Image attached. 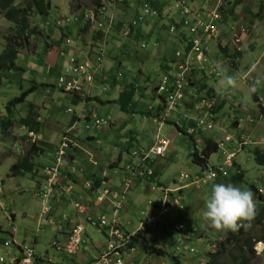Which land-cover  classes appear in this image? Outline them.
I'll return each instance as SVG.
<instances>
[{"label":"rangeland","instance_id":"374dc122","mask_svg":"<svg viewBox=\"0 0 264 264\" xmlns=\"http://www.w3.org/2000/svg\"><path fill=\"white\" fill-rule=\"evenodd\" d=\"M26 1L16 0L12 6L22 8L26 5ZM50 1L52 13L47 18L39 15L33 8L28 13L30 27H35L37 33L29 36L26 45L19 49L20 55L17 63L21 68L16 71H5L1 74L0 112H3L8 101L20 96L24 91L26 92L23 93V103H19L13 110L12 126L6 132H3L0 125V225L4 230L0 232V256L5 257V261H8L9 258L7 252L13 253L18 258L23 256L22 251L16 244L8 247L3 246L2 243L5 239L13 238L16 243L33 248L35 257L44 256L43 259L38 258L33 264H65L75 260V255L68 254L63 250L66 241L59 231L56 230V222L53 225L48 224L47 221L42 223L36 232V236L34 235L37 228V217L40 216L46 219L48 214H41L40 197L33 195H37L34 190V176L31 177L32 175L27 173L17 175L11 170L10 166L27 152L32 143L23 139L24 130L20 124V119L23 116H27L26 112L27 107L30 109L29 106L40 117L38 119L40 120V127L35 132L37 133L35 134L36 143L42 146L49 143V147L46 148L45 152V155L49 156V164L55 163V148L53 146L58 142L60 135L65 134L68 130H71L72 133L79 131L83 135L87 133L84 132L83 125L80 124L83 115L78 117L82 104L71 103L70 95L59 90L53 84L67 64L68 57L71 54L74 55L81 51L86 63L96 68L93 57L97 51H95L96 46L93 43L98 38L103 41L104 46L101 53L102 71H99L97 76H102L104 72L105 80L102 84L100 81L92 83V80H90L86 84L84 83L83 89L85 92H89L91 85L94 84L91 92L97 95L100 100L111 102L102 104L95 101L86 104L85 107L90 109L94 116L96 112L99 117L110 118L115 122V127L110 132L106 126L101 127L98 131L96 129L91 130V133L93 132L95 137H97L95 142L90 140L76 141V137L71 135V139L74 140L70 146L73 150L76 149L74 153L76 161H80L86 167L85 164L88 161L86 155L97 161H99L100 156L106 155V160L102 162H108L109 167H116L114 165L116 159L114 158L121 149L120 162L124 168L127 165L139 163L141 160L140 156L131 155L132 150H149L154 145H159L162 139L170 142L162 156L148 155L147 160L143 162L144 169L149 170L151 173L157 172L156 176L143 172L140 175L141 178L146 177L148 179L152 177V179H144L139 185L137 184L138 186H131V184L132 188L130 187V190L133 192L134 197L132 193L127 196L129 200L126 199L124 201L122 197L121 200L124 202L123 205H119L117 212L122 232L135 233L140 230L139 232L146 234L148 242L163 247L166 253L160 256L148 255L136 246L134 251L128 253V256L123 255L120 258H122L124 264H208V260L211 259L209 254L216 250L215 242L224 234L210 228L202 217L204 203L210 194L213 183H231L241 189H250L255 194L256 215L264 209V202L260 201L257 193L251 189V186L256 187L259 195L264 196V167L256 164L252 154L253 147L246 145L240 148V151L237 150V141L240 137H243V142L246 144L252 145L255 143L260 148L264 144V137H262L264 134L255 136L253 133L247 134L243 130L244 124L252 126L251 118L253 119V126L258 120L256 103L253 100V96H248L250 81L244 75L255 61H260L264 58V24L256 27L253 30L252 37H250L252 28L251 24L247 27V23H249V20H253L251 21L253 24L255 19L254 16H248V11L254 7L258 15L263 14L264 0H240L238 3H235L236 0L225 1L227 8L232 7L231 15L234 17H232L234 23L238 27L246 26L247 28L248 32L246 34H239L237 40L235 39V44L245 51L242 54V58L237 62L238 68L232 67L231 61L227 58L225 59L224 55L219 54L215 58L211 57L212 61L217 60L220 62L216 63L220 67V71L215 79L211 78L207 82L222 91L224 85L219 83L221 78L225 75H234L238 81L237 88L229 90L226 94L227 102L221 108L218 120L214 121L213 129L199 130L196 127L195 114L197 112L195 113L191 105H185L186 108L184 109L178 107L176 112L172 113L174 122L176 119H180L181 129L187 126L194 128L192 136L179 131L174 123L161 121L157 116V104H162L165 101L166 94L157 92L155 87L162 79V76L166 74L164 69L171 64L169 61L173 58L175 49L181 45L178 44V40L181 41V39L180 37H178V40L176 39L177 37L172 38L176 36L174 34H170V37L168 36V19H163L161 21L162 26L158 27L154 24L157 19L153 18V15L143 13L150 0H114L111 10H109L110 17L101 18L108 26L101 31V36L96 31V37L92 29L81 32L76 37V29L71 22L73 18L70 17L72 12L79 13L86 8L95 6L94 0ZM259 1L262 2V5ZM153 2L154 6L157 4L161 5L162 14L176 13L177 18L179 17V8H177L179 2L176 1L174 3V0H153ZM203 2L206 5V0H203ZM213 3V8L209 7L207 12H210V9L214 10L220 5L218 0L217 2L213 0ZM181 4L189 9L192 7V14L199 11L200 5L198 1H185V3ZM136 13H138V17L141 16V18L149 20L150 24H154V26L150 30L143 31L144 34L139 33L132 37H126L127 35L124 33H117L121 32L126 23ZM225 15L223 14V16ZM53 17H67L69 19L68 21L62 19L61 29L63 30L62 32L72 37L73 44H65L67 41L63 35H59L60 32L54 26ZM196 17L197 20L193 17H188V21L191 23L189 27H198L204 22L197 14ZM262 18L261 21L264 20V16ZM205 20L208 21L207 18ZM218 26L226 29L225 22H218ZM14 28L15 25L8 21L4 16V11H1L0 50L6 44V38L13 35ZM187 31L185 27L183 33L185 34ZM107 32H113V37H107V39ZM185 35L188 36L189 33ZM143 44L145 47L142 46ZM101 45L103 44L99 46ZM230 51L233 52V50ZM189 56L190 53L188 57L184 58L187 62L185 74L187 73L190 76L193 70L197 69V73L201 77L205 74L209 76L206 78L212 76L213 64L210 63L208 70L206 72L203 71L205 74H202L201 69L204 70L205 67L203 61L196 57L194 58L195 63H193L194 59L190 61ZM261 62L264 64V60ZM183 63L185 64V62ZM189 65L191 66L189 67ZM163 66L165 67L164 69H162ZM118 73H120V76H118ZM259 78L263 88L264 77ZM41 83L49 84V91L40 86ZM104 86L106 90H104ZM193 89H195L194 86ZM190 91L187 87L179 94L184 96L186 93L189 98H192L193 95ZM182 98L184 97H180L179 101ZM194 104H197V100H195ZM149 105H151V113L148 110ZM68 110L76 113L71 114ZM0 114L4 118V115ZM183 114L187 115L188 119H181ZM159 116L161 115L159 114ZM235 117L240 123L238 128L232 125ZM205 119L210 120L209 117ZM262 122L264 127V120ZM262 132L264 133V129ZM126 136L131 137L130 142H126ZM205 137L207 139L212 137L217 143L224 137L231 138V141L224 142L223 146H219L217 151L210 155L208 158L209 166L218 167L224 165L226 154L235 152L236 156L233 162H236L237 167H225V175L220 173L213 180L202 182V180L196 179L204 177L202 169L192 162L190 154L194 149L199 150L201 148ZM251 139L252 143H249ZM193 141H195V144ZM261 149L263 150V148ZM44 159L46 157L41 156L36 158V161L39 162ZM31 161L34 164L36 163L34 158H31ZM75 167L79 166L75 163ZM109 167L104 166L106 171L102 170V167L98 173H106L108 176L112 175L110 173L112 170L108 169ZM94 168L97 167L95 166ZM237 169L243 171V180L234 183L230 178L236 173ZM115 170L118 173L117 170L119 169L116 168ZM41 172L44 175L43 170ZM181 173L187 174L189 179H180L179 174ZM133 174L138 176V170H133ZM47 179L44 176V182ZM59 181L60 179L58 178L57 184H60ZM177 187H181L180 201L182 206L178 210L172 209L174 214L171 221L181 222L185 225V228L178 234H174L172 232V222L156 227L145 224V214L150 213L152 209L151 204L148 202L152 203L156 198L161 197L163 188L169 191L168 195L170 198L178 195L175 190ZM63 193L65 196L71 194V192L69 193L62 189V194H57V200H61ZM100 194L98 193L97 196L103 195V193ZM105 198L103 200L112 202L110 198ZM94 200L95 203L99 201L97 197ZM48 202L52 203L53 200L49 199ZM76 202L79 204L78 201ZM73 203L74 201L71 203L67 202L68 207L65 212L68 217H72V223L78 221L84 226L77 253H80L85 260L96 262L99 260L100 255L106 251L107 241H114V238L109 236L108 230L94 228L87 224L84 220L87 213H79L75 205H72ZM81 203L83 204V202ZM23 211L25 216L22 214ZM11 213L15 215L13 220H11ZM106 217L109 219L111 215H106ZM61 220L64 221L65 219L60 218V222ZM62 225H65L64 222ZM13 227H15L16 231L12 236L9 231ZM193 227L196 230L191 232ZM28 232L33 234L26 237L25 233ZM249 233L257 236L264 234V217L260 223H251ZM34 238L36 239L35 243H33ZM184 244L188 246V251H185V249H181V252L175 251L176 246ZM57 246L59 247L58 249L56 248ZM83 247L86 249L83 250ZM171 256H174L175 259ZM224 256L220 260V264L224 260L230 262L229 255L225 254ZM247 264H264V254L256 255L253 253V256L249 257Z\"/></svg>","mask_w":264,"mask_h":264},{"label":"trees","instance_id":"16d2710c","mask_svg":"<svg viewBox=\"0 0 264 264\" xmlns=\"http://www.w3.org/2000/svg\"><path fill=\"white\" fill-rule=\"evenodd\" d=\"M16 0H0V12L4 11V16L5 18L12 22L15 25L14 28V33L11 36H8L6 39V44L4 45L3 49L0 50V86H1V74H3L5 71H16L19 70L21 68V66L17 63V59L19 58V49L23 48L28 40V37L36 34V28H31L30 27V23L28 21V13L30 12V10L33 8L35 11H37V13L41 16L44 17H48V15L51 12V1L50 0H27L26 1V5L22 8H17L12 6L13 2ZM240 0H236L235 3H238ZM114 2V0H105L104 5L106 7V11L111 10V5ZM94 3L98 6L101 5L102 0H94ZM153 0H150L148 2V6H146V8L149 9V13H145L143 10L144 14L147 15H153V18H156L157 20L154 21L156 22L155 26L161 27L162 23L161 21L163 19H168L169 20V25L168 28L171 27V25L174 27V31L173 33L177 36L180 37L181 39V45L177 48L183 49V46L186 45V42H189V39L186 40V38L188 36H186L183 33V30L185 28L184 25V21L186 19V16L182 13V8L179 7V17L177 18L176 13L174 14H162L161 13V8H160V4H157L156 6L153 5ZM178 8V7H177ZM108 9V10H107ZM145 9V8H144ZM137 11V10H136ZM225 12H227L228 14L232 12V7L230 6L229 8H227L225 10ZM106 13V12H104ZM138 13H136L135 15H133V18L129 20V22H127L128 24H130V29L129 34L126 37H132L133 35H138L140 34H144L143 31H145V29H141L142 26L140 25H144V22H148L149 20H146L145 18H141L137 16ZM54 15V14H53ZM150 23V21H149ZM91 23L89 21L82 23L81 27L79 28L78 32H86L87 30H89ZM127 25L124 26V28L121 30V32H117V33H123L126 30ZM140 26V27H139ZM138 28V29H137ZM178 32V33H177ZM78 33V34H79ZM94 32V36H95ZM108 33V32H107ZM113 32H109L106 36V38H110L113 37L112 36ZM114 33H116L114 31ZM97 34L99 36L102 35L101 31H97ZM170 34V33H169ZM64 36V34H62ZM181 35V36H179ZM190 35V34H189ZM97 36V35H96ZM95 36V37H96ZM107 38V39H108ZM73 40L70 42V44H73ZM107 42V41H106ZM96 47H95V51H97L96 53H94V57H93V62L96 66V68L94 66H92L93 68H91V70L93 71V76H94V81H100V83L102 84L105 80V76H104V72L102 76H97V73L99 71H102V58H101V53L103 52V46L104 43L102 40L98 39L95 41V43H93ZM92 44V45H93ZM100 44H103L101 46H99ZM180 44V43H178ZM218 50L224 54L229 60H231V65L232 67L236 66V62L237 60L240 59L242 52L240 50H234V53L231 54L229 53V49L228 46L223 45V44H218L217 45ZM204 53L206 55V61L203 62L204 70L201 69L202 74L206 72L208 66L210 65V59H209V55H208V51L204 50ZM78 56H81V53H78ZM97 63L99 64L97 66ZM169 63H171L170 65H168L167 68H165L163 66L162 69H164V72L166 74H170L172 75V73H174L171 70V67L173 65V60H170ZM195 65V64H194ZM214 65V64H213ZM197 69L193 70L192 74L190 76H188V87L190 86H197V90H200L203 92L205 98L210 99L212 98L213 100L216 101V99H220L219 104L212 109V111L217 112L218 108L223 107L226 102H227V98L226 95L221 98L220 96L217 95V90L215 87L210 86L209 83L207 82L209 79L211 78H216L217 76H214V74L210 77V78H206L207 74L203 75L202 77L197 78ZM118 76H120V73H118ZM172 78L175 77L171 76ZM92 82V83H93ZM94 86V84H92ZM35 87H37L36 85H34ZM40 86L44 87V88H48L50 85L47 83H41ZM93 88V87H92ZM106 87L104 86V90ZM26 92V91H24ZM23 92V93H24ZM23 93L20 96L14 97L13 99H11L10 101H8L5 104L4 110L3 112H0L4 115V118L1 117L0 118V122H1V127H2V131L6 132L13 123L12 120V115H13V110L14 108L19 104V103H23L24 99H23ZM68 95H70V101L71 103H80L84 101V104L86 106V104L88 103H92V102H98V103H108L111 101H102L99 99V97H97V95H92L90 94V96H88V93H84V95H80V94H76V93H72V92H68ZM167 97V96H166ZM168 99V98H167ZM255 101H256V97H254ZM164 103V105H163ZM163 103H158L157 104V113L160 112L162 113V111H166V107H167V103L165 101H163ZM178 105H179V99H175V104L173 106L172 109L169 110V114L172 115L173 112H176V110L178 109ZM30 109L27 107V116H23L20 119V124L24 126V128L28 131H34L37 132L39 127H40V123L38 120L39 116L38 114H36L34 112V110L31 108V106H29ZM151 109V108H150ZM148 109V110H150ZM151 113V110H150ZM196 113V110H195ZM82 114L85 115L84 119L82 122H80V124L83 125L84 127V132H87L86 134H82L76 132V133H70V135H73L76 141H85V140H95V135L93 134V132L91 133V130L96 129L97 131L99 130V128H97L95 125L92 124V122H94L95 119L98 118H103V117H99L98 114H96L95 112V116L94 114H92V111H90V109H84L82 111ZM155 114V113H154ZM1 115V114H0ZM158 116V115H157ZM105 119V118H104ZM181 119L186 120L187 115H185L183 117V115H181ZM179 120V124H180V119ZM237 123V120L234 119L233 120V126H235ZM115 127V125H109L107 127V130L110 132L111 130H113ZM178 130L181 132L186 133V128L181 129L180 125H178ZM69 134V133H68ZM67 135V133L65 134ZM190 136V135H189ZM23 139H27L26 133L23 134ZM131 137L126 136V142H130ZM193 140V139H192ZM95 142V141H94ZM194 142V141H193ZM195 144V142H194ZM49 143H47L45 146L39 145L36 142H33L30 144L27 152H25L23 155H21L18 160L13 163L10 168L11 170L16 173L17 175H23L25 173L27 174H31L34 175L37 173V168L35 167L36 165L34 164V162L31 161V158H38L41 157L43 154H45L46 152V148H48ZM55 148V147H54ZM218 149V143L216 141H214L211 138H206L203 140L202 142V146L199 150L194 149L192 151V153L190 154V157L192 159V162L198 166H200L203 169H206L207 167V160L210 157L211 154L215 153ZM76 149H72L71 146L68 147L67 153L70 152V156L71 158L74 156ZM252 154L254 157V160L256 162L257 165L259 166H264V150L258 148L257 146L252 148ZM73 159V158H72ZM74 160V159H73ZM121 161V156L120 154L117 157L116 163H120ZM112 165V164H110ZM142 164L139 166L141 167ZM231 167H237L236 162H232V166ZM144 168V167H143ZM146 170V169H144ZM74 173H71L69 176H72ZM155 174H157V172H152L151 175L156 176ZM243 171H241V169H237L236 173L234 175L231 176V181L234 183L240 182L243 180ZM91 186L89 187V191L90 193L92 191H94L95 189H99V188H108V190H110V188L106 185L102 184V179L99 176H95V179L91 180L90 182ZM251 189L254 190L257 193V196L259 198L260 201L264 202V196L263 195H259V191L257 190L256 187L251 186ZM112 191V190H110ZM36 192V191H35ZM38 192V191H37ZM126 193H119V198L121 199L120 196L123 195L124 201L126 199ZM34 196H36L35 194H33ZM37 197V196H36ZM123 201V202H124ZM113 212V207H110V213ZM264 217V209L261 211V213H259L258 215L255 216V219L252 221L255 223H260V221L263 219ZM119 221V218H118ZM250 228V227H249ZM249 228L245 229V228H241L239 232L237 233H227V234H223L222 237H220L219 240H217L215 242L216 245V250L214 252H211L209 254L210 258L207 262L208 264H220V260L222 258H224L225 254L229 255V259L230 262H227L226 260L222 261V264H247L248 263V259L249 257L253 256V249H252V243L253 240H263L264 241V234L262 235H254V234H250L249 233ZM4 231L2 226L0 225V232ZM128 233V232H127ZM139 247L141 248V250L148 254V255H164L166 252V250L163 247L160 246H156L154 243H150L147 240V236L146 234L136 231L133 234L129 235V240H128V244L127 247ZM5 247V246H4ZM231 250V251H230ZM173 259H175L174 256H171Z\"/></svg>","mask_w":264,"mask_h":264},{"label":"built area","instance_id":"2783aa9c","mask_svg":"<svg viewBox=\"0 0 264 264\" xmlns=\"http://www.w3.org/2000/svg\"><path fill=\"white\" fill-rule=\"evenodd\" d=\"M179 2L177 6H180L182 8V13L186 16V19L184 21L185 27L188 29V33L190 34L187 37V40L189 39V42H186L187 46L184 50H178L175 53L176 61L175 64L172 65L171 70L174 72L172 75L165 74L162 78L161 85L159 86L160 91L168 92V101L171 97V101H169L168 109H172L175 104V99L179 96V92L181 89L188 85V76L189 74H185L187 62L184 60V58L188 57L190 53L189 60L192 61L194 58L199 57L201 61H206V55L204 53V50H207V40L217 35L218 31L216 27L212 23H201L198 27H189L191 23L188 21V17H193L194 19L197 18L196 14H192L191 9L188 7L186 8L183 4L185 1H194V0H175ZM210 1V0H208ZM212 1V0H211ZM216 8L210 12V16L213 19L217 18L216 14ZM105 12V6H100L96 10H87L80 14L78 19L81 24L89 21L91 23V27L94 29L102 30L105 25L108 26L101 18L103 17V14ZM145 13H149V9L145 7L144 9ZM111 26V24H109ZM126 30L123 32L125 35L129 34L130 24L126 26ZM174 27L171 26L170 31H173ZM240 32H244L246 28L240 27ZM234 34L235 39L239 37L237 34V31ZM69 42V40H67ZM143 46V45H142ZM197 52H199L197 54ZM79 57L78 55H72L68 58V64L64 66L61 74L56 79V87L60 90H63L65 92H72L80 95H84L85 91L83 89L84 83L89 82L90 80H94V74L90 66L85 61V58L82 55ZM188 54V55H187ZM101 55V54H100ZM206 57V58H205ZM185 62V64L183 63ZM189 63V61H188ZM195 63V59L194 62ZM191 65H189L190 67ZM212 74L214 76H218V73L220 71V68L218 66H213ZM172 78L171 76H174ZM170 88V89H169ZM216 101L212 98L206 99L202 98L200 100L201 108L204 109L209 116L212 118L213 114L211 112V109L215 105ZM259 105V111H260V117L264 118V97H260L258 100ZM200 109V108H199ZM84 114H79V117ZM185 115H183L184 117ZM93 125H95L97 128H101L105 125L109 124V120H106L104 118H98L95 119L94 122H92ZM197 126L202 129H211L212 123L205 122V120L199 118L197 120ZM192 130L188 129V133H191ZM27 140L33 142H36L35 133L32 131L28 132ZM225 140H229V138L225 137ZM70 139L66 136L62 137V140L57 145L55 149V163L49 164L43 167V172L45 178L47 177V181H45L44 185L42 186L41 190L37 193V196L40 197L41 204H42V212L43 214H46L50 210V205L48 203V200L52 198L54 193V185L57 182V176L59 175V169L61 165L63 164L65 160V150L69 147ZM163 143V146H156L150 148L147 152H144V150H133L131 152L132 155H141V159L144 160L149 153H155L160 154L164 150V146L167 142L161 141ZM249 143H252V141H249ZM230 155V156H229ZM233 157V153L228 154L226 156L225 165H230V160ZM74 169H71V172H73ZM222 171V168L219 167L218 169H209L207 173H205L204 178L200 179L202 182H205L207 180H212L216 175ZM139 175L143 174V171L138 172ZM108 176L106 173H102V184H106L105 177ZM182 178H187V174H180ZM199 180V179H198ZM58 183V182H57ZM90 182H87V186L90 187ZM128 186V182H125V187ZM53 190V192H52ZM102 196H96L98 198V202L95 203V200L93 201L95 204H100L103 199L111 198L113 207V213L112 217L110 219H107L105 215H99L97 217H94L92 215H86L85 220L87 224H89L92 227H102L108 230L109 236L114 238V241L108 240L106 244V251L101 254L99 257V260L92 263V264H123V260L120 258L123 254H127V252L133 250L127 248V243L129 240V234H126L122 232V230L119 228V221H118V207L121 204V199L119 198V195L116 192H111L108 189L102 190L101 194ZM100 194V195H101ZM36 195V194H35ZM123 196L121 195L120 198ZM172 206L181 207L179 196L170 198L166 192H164V196L162 199H158L153 207L155 209V212L145 214V224L151 225L152 227L155 226H162L165 224V221L169 216L171 215V209ZM76 209L78 212H83V207L80 204H75ZM183 228V224L178 223L175 224L172 228L173 233H178ZM83 231V227L81 225H77L73 230L71 231L68 242L65 245V250L68 253H73L76 251L77 246L80 243V234ZM10 244V240H6L4 242L5 246H8ZM179 247H177L178 249ZM186 247L184 246L183 249ZM256 249V252L259 253L260 250L258 246L254 247ZM33 257H34V250L32 248H24L23 249V257L19 260L16 264H33ZM15 257H11V259L8 262H4V258L0 257V264H14L15 263Z\"/></svg>","mask_w":264,"mask_h":264},{"label":"clouds","instance_id":"9594fccd","mask_svg":"<svg viewBox=\"0 0 264 264\" xmlns=\"http://www.w3.org/2000/svg\"><path fill=\"white\" fill-rule=\"evenodd\" d=\"M194 1H198V3H199V5H200V7H199V11L198 12H195L194 14H197L199 17H201L203 20H204V24H207V23H212L215 27H216V29H217V31H218V33H217V35H215V36H212V37H210L208 40H207V51H208V55H209V59H210V63L211 64H214L213 66H217L216 65V63L215 62H213L212 60H211V58H210V48H211V43H213V42H216L217 43V45L218 44H223V45H226V46H228V45H230L231 43L233 44V52H231L230 51V53L231 54H233L234 53V50H240L241 52L242 51H244V50H242L238 45H236L235 44V36H234V34L236 33L235 31H237V34H238V36H239V34H242V35H244V34H246V32H248L247 31V28H246V26H244L245 28H246V30L244 31V32H240V30H239V28L240 27H243V26H237L235 23H234V20L231 22V24H229V26H228V30L226 31V34H225V31L223 30V28L221 27H219L218 26V22L219 23H222V22H224V16H223V14H227V12H225V10L227 9V7H226V0H218V1H220V5L216 8V14H217V18L216 19H213L210 15V12L212 11L211 9H210V12H207V10H208V8L209 7H211V8H213V4L215 3V1H214V3H213V0L212 1H208V0H206V5L204 4V2H203V0H194ZM104 2H105V0H102V3H101V5H99L98 6V4H97V6L95 5V6H93L92 8L90 7V8H86V9H84V10H82L81 12H72V13H70V17H72L73 18V20L71 19V22H72V25H73V27L76 29V37H77V35H78V30H79V28L81 27V22L78 20V19H76V18H79V16H80V14H82L83 12H85V11H87V10H96L98 7H100V6H105L104 5ZM176 1L174 0V3H175ZM216 2H217V0H216ZM178 8L180 7V6H177ZM105 9H106V7H105ZM108 10V9H107ZM191 10H193L192 9V7H191ZM218 10V11H217ZM105 12L106 13H104L103 14V17H107V18H109L110 17V12H109V10L108 11H106L105 10ZM201 15V16H200ZM207 18L208 19V21H206L205 20V18ZM54 18V17H53ZM62 19H64V21H68L69 19L67 18V17H59V18H54L53 20H54V26L56 27V29H58L59 31L58 32H60V34L59 35H62V34H64V38H65V40L67 41V40H69V42H65V44H70V42L73 40L72 39V37H70L69 35H67L66 33H64V32H62L63 30L61 29V26H62ZM195 20H197V18H195ZM56 21V22H55ZM217 21V22H216ZM222 21V22H221ZM126 25H128V23H126ZM172 26V25H171ZM105 27H107L106 25H105ZM104 27V28H105ZM103 28V29H104ZM170 28L171 27H169L168 28V32L170 33V34H174L173 33V31H170ZM89 29H92V31H94V32H96V31H103V29L102 30H98V29H94V28H92L91 27V25H90V27H89ZM187 29V28H186ZM188 30V29H187ZM224 32V33H223ZM187 33H188V31H187ZM186 33V34H187ZM175 35V34H174ZM225 35L226 36H228L227 37V39H225L224 37H225ZM189 36V35H188ZM177 37V36H176ZM177 40H178V37H177ZM186 40H187V38H186ZM240 41V40H239ZM64 43V42H63ZM178 43H180L181 44V41L180 40H178ZM236 45V46H235ZM143 47H145V45L143 44ZM184 49H186V45H184L183 46V49H180V48H176L175 49V51H174V55H173V58L171 59V60H173V62H175L176 61V57H175V53H176V51H178V50H184ZM228 49H229V47H228ZM81 52V51H80ZM79 53V52H78ZM78 53H75L74 55H78ZM73 54H71L70 56H72ZM69 56V57H70ZM68 57V58H69ZM231 61V60H230ZM67 64H68V61H67ZM66 64V65H67ZM174 64V63H173ZM65 65V66H66ZM220 68V67H219ZM207 70H208V68H207ZM199 77H201V76H199L198 74H197V78H199ZM207 77H209V76H207ZM162 78H163V76H162ZM57 79V78H56ZM161 81H162V79L158 82V84L156 85V87H155V89H156V91L157 92H163V93H165L166 94V98H165V102L167 103V107H166V111H162V113H160V112H158L157 113V115H158V118L161 120V121H166V122H172V123H174L175 125H176V127H178V125H180L179 124V120L178 119H176L175 120V122L173 121V116L172 115H170L169 114V110L170 109H168V105H169V101H171V97L169 98V101H168V92H165V91H160L159 90V86L161 85ZM56 82V81H55ZM219 83H222L223 85H224V87H223V90L222 91H217V95L218 96H220L221 98H223L227 93H228V91L229 90H235L236 88H237V83H238V81H237V78H236V76H234V75H225V76H223L222 78H221V80L219 81ZM260 83V78L259 77H257L256 79H254L253 80V82L249 85V92H248V96L250 97V96H252V95H254V94H256L258 91H259V88L257 87V85ZM55 87H56V84L54 83L53 84ZM93 87V85H91V87H90V91L89 92H85V93H88V96H90V94H91V96L92 95H94L92 92H91V88ZM188 87V85L187 86H185V87H183L182 89H181V91L180 92H183V90L184 89H186ZM57 88V87H56ZM194 88L195 89H193V86H189L188 87V89L190 90V89H192V91H198V95H197V98H196V100H197V104L195 105L194 104V106H195V109H196V114H195V121H196V127L199 129V130H210V129H202V128H200V127H198L197 126V120L199 119V118H201V119H203V120H205V122H210V123H212V128L211 129H213V124H214V121H216V120H218V111L220 110V108H218V111L217 112H214V111H212V109H214L218 104H219V102H220V99L218 98V99H216V103H215V105L213 106V108L211 109V112H212V114H213V117L211 118L210 116H209V114L204 110V109H202L201 108V104H200V100L202 99V98H205V96H204V94H203V92L202 91H200V90H197V89H199V88H197V86H194ZM47 91H49L48 90V88H45ZM170 89V88H169ZM60 90V89H59ZM61 91H63V90H61ZM64 93H68V92H65V91H63ZM70 93V92H69ZM90 93V94H89ZM181 94H179V96L176 98V99H180V97H182L183 95H181ZM82 96V95H81ZM260 97H264V96H261V95H258L256 98V105H257V108H258V117L260 118V119H264V118H261L260 117V111H259V105H258V100H259V98ZM207 99V98H206ZM79 104H82V108H81V110L78 112V117H79V114H81L82 113V111L86 108L85 107V104H84V101L83 102H80ZM163 105H164V103H163ZM151 108V105H149L148 106V109H150ZM200 108V109H199ZM222 108V107H221ZM86 109H88V108H86ZM68 111H70L71 112V114L72 113H76V112H74V111H71V110H68ZM159 114L161 115V116H159ZM203 114V115H202ZM183 115H185V114H183ZM210 118V120H207V119H205V118ZM106 120H109V124L108 125H105L106 126V128L111 124V125H113L114 126V124H115V122L113 121V120H111L110 118H105ZM234 119H236L237 120V123H238V119L235 117ZM83 121V119H81V121L80 122H82ZM233 122V121H232ZM237 123H236V125H237ZM235 125V126H236ZM23 126V125H22ZM104 127V126H103ZM221 128V127H220ZM100 129V128H99ZM188 129H191L192 130V132L191 133H188ZM23 130H24V133H26V136L28 135V132L30 131V130H26L25 128H24V126H23ZM32 132H34V131H32ZM72 131L71 130H68L67 132H65V134L67 133V135H65V134H63V135H60V137H59V140H58V142L56 143V146H55V149H56V147H57V145L60 143V141L62 140V137L63 136H66V137H68L69 139H70V142H69V146L71 145V143H72V141L74 140H72L71 139V135H70V133H71ZM193 132H194V128L193 127H189V128H186V134H188V135H190V136H192V134H193ZM35 133V132H34ZM69 133V134H68ZM35 134H37V133H35ZM262 137H264L263 135H262ZM253 139V138H252ZM252 139H251V141H252ZM25 140H27V139H25ZM161 141H164V142H167L166 144H165V146H164V150H163V152L162 153H160V154H155V153H149L148 155H150V154H154V155H156V156H162L163 155V153L165 152V149L169 146V144H170V142H168L167 140H161ZM161 141L159 142V145L157 144V145H154L153 147H156V146H163L164 144L163 143H161ZM228 141H231V138H229V140H225V137L218 143V147L219 146H223V144H224V142H228ZM244 140H243V137H240L239 139H238V141H237V150L238 151H240L241 149L240 148H243L244 146H251V147H255V146H257V144H252V145H250V144H246V143H244L243 142ZM253 141H255V140H253ZM195 142V141H194ZM258 148H260V146H257ZM72 148V147H71ZM261 148H263V150H264V144H262L261 145ZM260 148V149H261ZM73 149V148H72ZM67 150H68V148L65 150V160L64 161H66V158H70L71 156H70V152L69 153H67ZM121 150V149H120ZM120 150H119V153L118 154H120ZM141 150H144V149H141ZM133 151V150H132ZM138 151V150H137ZM148 151V149L147 150H144V152H147ZM76 152V151H75ZM122 152V151H121ZM139 152H140V150H139ZM231 153H233V157L231 158V161L233 162V159H234V157L236 156L234 153L235 152H230V153H228V154H231ZM228 154H226V156L228 155ZM132 155V154H131ZM132 156H134V155H132ZM136 156H140V159H141V155H136ZM226 156H225V160H226ZM148 157V156H147ZM147 157L144 159V160H140V162L139 163H137L136 165H134V166H132V167H127V168H125V170H128V171H130V172H132V174H133V170L134 171H136V170H138V172L139 171H143V172H145V173H148V174H150L151 175V172L149 171V170H144V161L145 160H147ZM54 159H55V151H54ZM225 160H224V162H223V164L224 165H222V166H218V167H214L213 165H211V166H209V163H208V160H207V167H206V169H203L202 170V174H203V176L205 175V173H207V171L209 170V169H218L219 167H221L222 168V171H220L217 175H216V177L220 174V173H222L223 175H225V171H224V168L225 167H231L232 166V162L230 161V165H225ZM142 164V166L141 167H139L140 165ZM71 165L72 164H70V170H69V175L71 174V173H74L75 172V169H74V164H73V166L71 167ZM46 166V165H45ZM264 167V166H263ZM74 169V171L73 172H71V169ZM116 168H111V172H113V173H116V170H115ZM202 169V168H201ZM123 170V169H122ZM106 171V170H105ZM182 174V173H181ZM135 175V174H134ZM136 177H138V178H141L140 177V175H139V173H138V176L137 175H135ZM153 176V175H152ZM103 177H102V173H101V179H102ZM107 178H108V176H106L105 177V179H106V186H108L107 185ZM152 178V177H151ZM179 178L180 179H189V176L187 177V178H182L181 176H180V174H179ZM204 178V177H203ZM215 178V177H214ZM213 178V179H214ZM196 179H202V178H196ZM212 179V180H213ZM125 182H128V186H126L125 187ZM132 184V180H129L128 178L127 179H123V186H124V190L123 191H114V192H116L117 194H118V192L119 193H125L126 191H128L129 190V188H130V185ZM91 186V185H90ZM106 188V187H105ZM104 188V189H105ZM100 189V188H99ZM106 189H108V188H106ZM102 190H103V188L101 189V190H99V194L102 192ZM175 190H176V192L178 193V195H176V196H179V199H180V191H181V187H177V188H175ZM258 190V189H257ZM111 192H113V191H111ZM164 192H166L167 194H169V191H167V189H165V188H163L162 189V196L161 197H158V198H156L152 203L151 202H149V204H151V207H152V209H151V211H150V213H153V212H155V209H154V207H153V205H154V203L158 200V199H162L163 198V196H164ZM123 196V195H122ZM169 196V195H168ZM176 196H174V197H176ZM52 199V198H51ZM50 199V200H51ZM111 199V198H110ZM124 199V198H123ZM122 202H123V200H121V205H122ZM49 203V202H48ZM180 203H181V201H180ZM78 204V203H77ZM42 205V204H41ZM49 205H50V203H49ZM111 205H112V202L110 203V207H111ZM181 206H182V204H181ZM50 207H51V205H50ZM180 207H176V206H172V209H175V210H178ZM51 209V208H50ZM171 209V215L169 216V218H167V220L165 221V224L164 225H166V224H168V223H171L172 222V228H173V226L175 225V224H178V223H181V222H175V221H171L172 219L171 218H173V214H174V211ZM256 212H257V208H256V201H255V194L250 190V189H247V188H245V189H241V188H239V187H236V186H234V185H232L231 183H213L212 184V186H211V191H210V194L208 195V197H207V199L205 200V203H204V209H203V211H202V217H203V219L208 223V225H209V227L210 228H212V229H214L216 232H218V233H224V234H227V233H229V232H231V233H237V232H239L240 231V229L241 228H245V229H247V228H249V227H251V223H252V221L255 219V216H256ZM111 213H113V212H111ZM87 215H89V214H87ZM112 215V214H111ZM93 216V215H92ZM118 216V215H117ZM86 217V216H85ZM94 217H97V216H94ZM112 217V216H111ZM110 219V218H109ZM86 221V220H85ZM87 223V222H86ZM181 224H183V223H181ZM77 225H81L82 227H83V224H77ZM76 225V226H77ZM148 225V224H147ZM76 226H74L73 228H75ZM92 227V226H91ZM156 227V226H155ZM94 228H96V227H94ZM97 228H102V227H97ZM119 228H120V226H119ZM185 228V225L183 224V228L181 229V230H183ZM105 229V228H104ZM121 229V228H120ZM73 230V229H72ZM180 230V231H181ZM196 229L193 227L192 229H191V232H194ZM11 231L12 232H14V228H12L11 229ZM137 231H140V230H137ZM84 232V227H83V231L81 232V234ZM124 233H126V234H133V233H130V232H124ZM179 233V232H178ZM178 233H174V234H178ZM81 234H80V238H81ZM186 238H188V236H186ZM6 240H10V244L8 245V246H12V245H15V240L13 239V238H7ZM5 240V241H6ZM178 240V239H177ZM4 241V242H5ZM4 242H3V246H5L4 245ZM108 242V241H107ZM107 244V243H106ZM128 244V243H127ZM8 246H5V247H8ZM17 246H19L20 248H21V250H22V254H23V249L24 248H31V247H26V246H22V245H17ZM127 246V245H126ZM186 247L185 248V251H188L189 249H188V246L186 245V244H184V245H178V246H176V248H175V251L176 252H181L180 250L181 249H183V247ZM255 246H258V248H259V250H260V252L259 253H257L256 252V249L254 248ZM136 247V246H135ZM135 247H130L131 249H133V250H131V251H134V249H135ZM177 247H179L178 249H177ZM127 248H129V247H127ZM129 248V249H130ZM33 249V248H32ZM252 249H253V252H254V254H256V255H263L264 254V241L263 240H253V243H252ZM34 250V249H33ZM130 252V251H129ZM129 252H127V254H123V255H125V256H128V253ZM7 255H9V258H8V261L11 259V257H15V263L14 264H16V263H18L19 262V260L23 257H21V258H18L17 256H15L13 253H11V252H7ZM122 255V256H123ZM36 255H35V252H34V257H33V259H35L36 257H35ZM101 256V255H100ZM0 257H3V256H0ZM4 258V262L6 263V262H8V261H5V257H3ZM122 259V258H121ZM92 263H94V262H91L90 264H92ZM123 264H124V262H123Z\"/></svg>","mask_w":264,"mask_h":264},{"label":"crops","instance_id":"0c3cea01","mask_svg":"<svg viewBox=\"0 0 264 264\" xmlns=\"http://www.w3.org/2000/svg\"><path fill=\"white\" fill-rule=\"evenodd\" d=\"M228 1H230V0H227V2ZM259 2L262 5V2L261 1H259ZM260 7H262V6H260ZM248 13H249L248 16H254V19H255L253 24L251 22L253 20H249L248 21L249 23H247V27L250 26V24H251V28L252 29L250 31V37H252V33L254 32L253 30L256 27H258L259 25H263L264 24V20L261 21L263 19L262 16H264V13L263 14L261 13V15H258V12L254 9V7L250 8ZM232 17H233V15H231V13H229V14L227 13L224 16V22L226 23V29H223V30L225 31V34H226V31L228 30L229 24H231V22L234 20V19H232ZM154 24L156 25V22H154ZM154 24L151 25L149 23V21L146 22V23L144 22V25H142L141 29L150 30V28L152 26H154ZM168 36L170 37V34H168ZM168 36H167V38H168ZM227 37L228 36L225 35L224 38L227 39ZM172 38H176V36H173ZM228 47H229V53H230V50H232L234 46L231 43L230 45H228ZM244 51H242V54H243ZM219 54L224 55L218 50L216 42L211 43L210 58L211 57L215 58V56H218ZM224 57H225V59L227 58L225 55H224ZM241 58H242V55H241L240 59ZM239 60H237V62ZM262 60H264V58ZM262 60L255 61V63H253L252 66L247 69V71H246L244 76L249 78V81H250L249 83L250 84L257 77H264V64L261 62ZM213 62L220 63L217 60H215ZM237 62H236L235 68L236 67L238 68ZM233 71H234V69H233ZM233 71L231 70L232 73H234ZM209 85L213 86L210 83H209ZM261 86H262V83L260 81V83L257 85V87L259 88V91L256 94L252 95L254 102H255L254 97H257L258 95L264 96V87L262 88ZM190 92L192 93L193 97L189 98V96L185 93L184 96H182L184 98L181 99V101L182 100L183 101L182 102L179 101L178 107L184 109V108H186L185 105H191V108L192 109L194 108V110H196L195 106L193 104H194V102H195V100L197 98L198 91H193V92L190 91ZM239 106H241V105H239ZM256 108H257V105H256ZM220 111H221V108L218 111V113H220ZM257 111H258V108H257ZM39 119H40V117H39ZM250 120H251L250 122H251L252 126H250L248 124H244V126H243L244 132L247 133V134L253 133L255 136L264 134L262 132L263 129H264L262 121L264 119H260L258 117V120H257V122L255 123L254 126H253V123H252L253 119L251 118ZM239 126H240V123L238 121L236 127L238 128ZM189 127H192V126H187L186 128H189ZM95 138L97 139V137H95ZM96 139L92 140V142L96 141ZM204 139H206V137ZM211 139H212V137H211ZM55 146L56 145H54L53 147H55ZM118 155L114 159L117 160ZM42 156L46 157V159L41 160L39 162H37L36 159H35V162H36L35 163V165H36L35 167L37 168V173L31 176V177L34 176V178H33V180L35 182V185H34L35 189L34 190L36 192L40 191L42 186L45 183L44 182V175L42 174L41 170H43V167L45 165H49V163H50L48 161L49 160V156H46L45 154H43ZM120 156H121V154H120ZM86 157L88 159V161L85 164L86 167L84 165H82L83 163L81 164L80 161L79 162L76 161V156L72 157L74 160L71 157L69 159L66 158V161H64L63 164L61 165V167L59 169V175L57 176V179L58 178L60 179V181H59L60 184H57V182H56L55 185H54V193H53V196H52V199H51V200H53V202L50 203L51 209L46 213V214H48V217L46 219H43L40 216L37 217V222H36L37 228H36V231L34 232V235L36 236V232H37L38 228L41 226L42 223L47 221L48 224H52L53 225L54 222H56V224H57L56 230L59 231L60 235L63 236L65 238V241H66L65 244H64V247H63V250L66 253H68V252L65 250V245L68 242V238H69V235H70L73 227L76 226L77 224H82V223H80L78 221H76L75 223H72V220H73L72 217H68L67 216V214L65 212L66 208L68 207L67 202L71 203V202L74 201V203L72 205H75V202L78 201L79 204L83 207V212H79V213H82V214L87 213V214L93 215V216H99V215H105L106 216V215H111L112 214V213H110V202L108 200H103V201L100 202V204H95L93 202L95 197L99 193V189H95L94 191H92L90 193L89 187L87 186V182H91V180L95 179V176L99 177L101 175V174L98 173V171L102 167H103L102 170H105L104 166L109 167L108 166L109 165L108 162H105V163L102 162V161L106 160V155L100 156L99 157V161H97V160H95L93 158H90L87 155H86ZM116 160L114 162L115 163L114 165L116 167H109L108 169L111 170V168H118L119 169V170H117L118 173L117 172L116 173L110 172L112 175H109L110 177L108 176V178H107V185L110 188V190H112L113 192L114 191H123L124 190V186H123V179L124 178L125 179L128 178L129 180H132V185L131 186L137 185V184L139 185L142 182V180H144V179H146V180H149V179L151 180L152 179L151 177L148 178V179L146 177L145 178H138L134 174H132V172H130L128 170H125V168L132 167V166L136 165L137 163H134L133 165H127L126 167L123 168L121 166V162L117 164ZM91 162H93V163H91ZM75 163H76L77 166H79V167H77L78 170L75 167L76 169L74 168L75 169L74 175L69 176L68 172L70 170V164H72L71 165V167H72L73 164H75ZM95 166L97 168H94ZM122 169H124V170H122ZM123 173H125V174H123ZM57 179H56V181H57ZM69 187H71L70 190H69ZM102 188H100V190ZM131 188H129V190L126 193V199H127L128 195H131V193H132V195L134 197L133 192L130 190ZM11 189H16V188H11ZM62 189H65V191H68L69 193L71 192V194L69 196H65V194L63 193V195L61 196L62 197L61 200H57V194H59V193L62 194ZM126 199H125V201H126ZM127 200H129V199H127ZM81 202H83V204ZM122 205H123V202H122ZM22 214H23V216H25V212L24 211L22 212ZM41 214L42 215H46V214H43V212H42V206H41ZM60 214H61V216L59 217ZM10 216H11V220H13L15 218L14 213H11ZM60 218L61 219H65V220L64 221L61 220V222H60ZM84 220H85V218H84ZM63 222L65 224L64 226L62 225ZM13 228H14V232H12L11 230L9 231V233L12 236H13V233H15V231H16L15 227H13ZM41 231H42V229H41ZM25 234H26L25 236L28 237V236H30V234H33V233H29L28 232V233H25ZM35 242H36V239L34 238L33 239V243H35ZM80 243H81V240H80ZM80 243H79V245H80ZM15 244L18 245V243H15ZM53 245H54V243H53ZM79 245L77 246L76 251H74L73 253H68V254L75 255V260H72V262H67L65 264H90L92 262L91 260L83 259L82 255L80 253H77V251L79 250ZM17 247L21 250V248L19 246H17ZM56 248L58 249L59 247L57 246ZM85 249L86 248L83 247V250H85ZM38 258L43 259L44 256L36 257L35 259H33V262L37 261Z\"/></svg>","mask_w":264,"mask_h":264}]
</instances>
